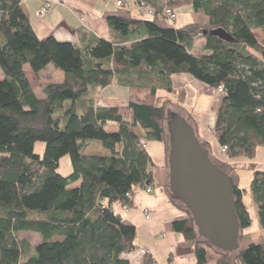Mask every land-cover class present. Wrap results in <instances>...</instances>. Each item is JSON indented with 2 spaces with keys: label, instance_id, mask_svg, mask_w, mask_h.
I'll use <instances>...</instances> for the list:
<instances>
[{
  "label": "trees",
  "instance_id": "obj_1",
  "mask_svg": "<svg viewBox=\"0 0 264 264\" xmlns=\"http://www.w3.org/2000/svg\"><path fill=\"white\" fill-rule=\"evenodd\" d=\"M22 1L0 0V264H132L124 253L136 248L137 227L115 203L132 204L137 185H165L169 155L160 165L147 144L169 143L167 121L174 110L158 91L174 90V73L222 87L215 130L221 147L228 146L227 158L210 154L222 169L229 173L233 157H252L264 145V38L256 34H264V0H135L155 8L149 18L134 16L124 0L103 14L114 36L86 46L39 36ZM184 4L191 5L194 19L176 26L164 6ZM219 27L234 41L203 33ZM198 35L204 38L202 54L193 51ZM49 63L65 77L47 83L38 96L24 65L37 73ZM111 84L130 88L127 102L97 104L96 95ZM111 121L117 130L106 129ZM38 140L45 142L43 155L35 152ZM92 140L106 153H85ZM65 154L71 158L68 175L58 170ZM253 169L250 187L264 229V170ZM234 182L241 226L235 250H222L201 235L182 202L184 215L168 224L194 245L198 264H264V240L244 232L253 222L247 190ZM20 231L42 237L26 259L29 244L17 238ZM150 257L143 264H151Z\"/></svg>",
  "mask_w": 264,
  "mask_h": 264
},
{
  "label": "crops",
  "instance_id": "obj_2",
  "mask_svg": "<svg viewBox=\"0 0 264 264\" xmlns=\"http://www.w3.org/2000/svg\"><path fill=\"white\" fill-rule=\"evenodd\" d=\"M43 1L44 0H23L21 3V6L31 21L34 29L35 25L33 20L37 23L38 28L42 32L40 35L41 37L54 35L61 41H72L78 45L86 46L94 44L98 37L111 39L114 36L103 14L107 10H115L117 8L116 0H93L91 2H88V0H62L63 4H55L53 9L49 12V15H47L46 18H41L37 16L36 12ZM125 1L134 16L149 18L150 15H148L146 7L140 6L135 2V0ZM81 17H83V20H81ZM48 67L51 66L47 65L42 70L44 71ZM24 69L30 81L28 75V70H31L30 65L25 64ZM171 79L174 90H163L165 91L166 97H177L179 94L178 91L183 92L182 95H178L179 100H181L183 107L186 109L183 111L180 109L181 114H184L183 116L188 119L190 118L189 122H191V124L196 128L197 134L200 138L203 141H208L205 139V136H203L200 125L201 115L203 112L207 111L209 114L210 126L214 129L218 138V132L215 130V122L218 109L223 98V92L220 91L219 88L211 87L201 82L189 73H174L171 76ZM61 80L63 79L60 78L56 81ZM121 86L123 87V85L111 84L103 88V92L108 89H112L111 93H113V97L105 99L106 102H109L107 104L120 103L121 95H115L113 89ZM92 141H90L87 146H89L91 142L95 143L93 146H96L97 150L100 151L101 147H103L102 143L99 142V140ZM148 146L149 143L147 144V149ZM206 146L209 148L210 154L214 156L216 153L212 144L208 145L206 143ZM92 150L94 149H90L89 151L92 153ZM103 150V153H106V149L104 147ZM153 160L160 165L167 161H165V159L164 161H158V159L154 158ZM233 163L234 162L231 161V164ZM235 181L240 185V178H237ZM151 184H153V182ZM136 187L137 189L135 190V194L133 196L132 205L129 208L125 209L121 206V204L115 203L116 211L135 223L137 227V236L135 239L136 248L130 252L124 253V255L131 259L132 264H143L150 256V258H152L151 264H198L194 251V245L185 240L183 234L173 231L168 226L169 222L184 215L183 209L176 204L177 202H174L176 205L173 204L174 211L172 214L164 215L155 220L153 216L151 218H147L145 216L144 209L149 208L150 211H152V207L146 203L142 194L139 195V193H137L139 188L143 186L137 185ZM245 189L247 190V188ZM245 203L249 209L248 203L246 201ZM257 209L256 204V213ZM122 211H127L126 215H124ZM251 225L244 229L245 233L253 234L249 229ZM163 233L165 234L164 236H162ZM262 238L264 239V236H262ZM142 247L148 248L150 250V255L145 256L141 254L139 249ZM203 264L218 263L215 260H209Z\"/></svg>",
  "mask_w": 264,
  "mask_h": 264
},
{
  "label": "water",
  "instance_id": "obj_3",
  "mask_svg": "<svg viewBox=\"0 0 264 264\" xmlns=\"http://www.w3.org/2000/svg\"><path fill=\"white\" fill-rule=\"evenodd\" d=\"M228 41L224 28L203 29ZM169 136V185L173 194L192 212L201 235L222 250L239 246L240 222L233 192L234 179L212 160L195 127L177 111L167 121Z\"/></svg>",
  "mask_w": 264,
  "mask_h": 264
},
{
  "label": "rangeland",
  "instance_id": "obj_4",
  "mask_svg": "<svg viewBox=\"0 0 264 264\" xmlns=\"http://www.w3.org/2000/svg\"><path fill=\"white\" fill-rule=\"evenodd\" d=\"M93 0H88V2H91ZM62 2V0H61ZM164 2L167 3L168 0H162V3ZM54 7V6H53ZM52 7V9H53ZM51 9V10H52ZM177 11V18L174 22L176 26H182L185 25L189 22H191L194 19L193 13L191 12V5L190 4H184L176 8ZM37 16L41 18H46L48 14H40L38 13V10L36 12ZM199 19V17H198ZM199 21V20H198ZM201 21V20H200ZM33 23L35 25V29L37 31V34L39 33V36L41 35V31L37 26V23L35 20H33ZM256 34L258 36V39L262 40L264 38V34L261 29H257ZM203 40L204 38L201 35L197 36L196 39V45L194 47V52L196 54H202L204 52L203 48ZM51 67L46 68L44 71L40 70L37 73H34L30 69L28 70V75L31 81V84L38 96H43L44 95V86L51 82V81H56L57 79H64L65 73L62 69L56 67L54 64L49 63ZM60 74H59V73ZM61 75V76H60ZM0 77H2V71L0 69ZM112 89H108L107 91L103 92V89L96 95V100L95 102L97 104H107L109 102H106L105 99L108 97H113V93H111ZM115 95H121L120 98V103H126L127 100L130 97V88L129 87H119L116 89H113ZM118 92V93H116ZM179 94H181L180 91H178ZM158 94L161 98V100L167 101V97L165 94V91L160 90L158 91ZM178 94V95H179ZM177 97H171L169 101H167V105L169 109L177 111L181 114L180 109L186 110L185 107H183L181 100H179V96ZM184 115V114H183ZM188 119V118H187ZM190 119V118H189ZM188 119V120H189ZM191 123V122H190ZM200 125H201V132L203 136H205V139L212 144L214 151L217 156L222 157V158H227V153L222 151V147L218 142V138L216 136V133L214 129L210 126V119H209V114L208 112H203L201 115V120H200ZM106 129L109 131H114L118 129V125L115 122H108L106 124ZM93 142V141H92ZM90 143L89 146H87L85 153H91L89 151L90 149L92 150V153H103V147H101V150H97L96 146H93L95 143ZM100 142V141H99ZM35 152L43 155L44 150H45V142L42 140H38L35 142L34 145ZM169 143L166 141H151L149 142L148 146V151L151 154V156L154 159H158V161H165L168 159L169 155ZM215 158V157H214ZM216 159V158H215ZM233 161V166L234 168H229L228 169L230 176L234 179V181L237 178H240V185L244 188H247V192L245 195V201L248 203L249 210L251 212V216L253 218V223L251 227L249 228L253 234L252 237L255 238L257 242H262L264 239L262 236H264L263 233V228L260 225V220H259V214H258V209L256 213V201L254 199L253 193L251 191V180L253 177L254 169L253 167L255 166V169H262L264 170V145H258L256 148L255 155L252 157L246 156V155H239L235 156L231 159ZM59 172H61L63 175H68L72 171V165H71V158L69 154L63 155L60 160H59V167H58ZM161 173V172H160ZM163 173V172H162ZM163 182L165 184H158V183H153L151 184L153 187L152 192H147L144 190L143 187L139 188L137 193L143 195V199L146 200V203L149 204L152 207V211H150V216L148 218H151L153 216L154 220L158 219L164 215H169L172 214L174 211V205L178 204L180 201L179 198H177L174 194L173 191L169 185V171L167 170V173L164 174L163 177ZM238 181V180H237ZM80 181L76 182L75 185L79 184ZM175 202V203H174ZM175 204V205H176ZM180 206V205H179ZM255 206V207H254ZM181 207V206H180ZM182 208V207H181ZM118 209V207H117ZM183 209V208H182ZM119 210V209H118ZM120 211V210H119ZM184 211V209H183ZM156 212V213H155ZM124 215H126L127 211H122ZM152 218V219H153ZM16 236L19 240H26L29 244V249L28 251L23 255V258L26 259L28 256L34 253V247L37 243H39L42 240V237L40 234L31 232V231H20L16 233Z\"/></svg>",
  "mask_w": 264,
  "mask_h": 264
},
{
  "label": "built area",
  "instance_id": "obj_5",
  "mask_svg": "<svg viewBox=\"0 0 264 264\" xmlns=\"http://www.w3.org/2000/svg\"><path fill=\"white\" fill-rule=\"evenodd\" d=\"M55 4H63V2H61V0H44L43 3L40 5V7L38 8V13L40 14H48L52 7L55 5ZM117 4L118 5H122L124 4V0H117ZM140 6H143V7H146L147 8V11H148V15H152L155 8L148 5V4H145L144 2L142 3H139ZM163 14L166 16V18L169 20V21H175L178 14H177V11L169 6V5H165L164 6V9H163ZM81 20H83V17H81ZM220 91H222V87L219 88ZM143 145L146 146V142L143 141ZM222 151L223 152H226L228 151V146L227 145H223L222 146ZM137 189V187H135V190ZM144 189L147 191V192H152L153 191V187L150 184H147L144 186ZM127 197L129 199H132V193L131 192H128L127 193ZM132 204L128 201L126 203L123 204V208L127 209L131 206ZM144 213H145V216L148 218L150 216V209L149 208H145L144 209ZM165 234L163 233L162 236H164ZM139 251L141 252V254L147 256V255H150V250L146 247H142L139 249ZM152 264H156V263H152Z\"/></svg>",
  "mask_w": 264,
  "mask_h": 264
}]
</instances>
